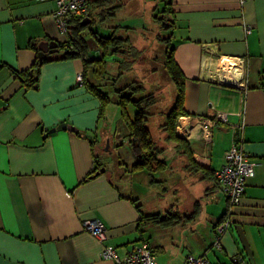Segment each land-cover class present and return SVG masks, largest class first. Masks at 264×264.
<instances>
[{
    "label": "crops",
    "instance_id": "0c3cea01",
    "mask_svg": "<svg viewBox=\"0 0 264 264\" xmlns=\"http://www.w3.org/2000/svg\"><path fill=\"white\" fill-rule=\"evenodd\" d=\"M240 1L171 0L189 115L178 120L179 140L165 132L157 144L164 164L152 182L145 170H132L140 157L129 130L126 162L96 169L98 129L112 103L100 118L99 99L77 81L80 59L45 64L37 89H25L16 76L45 43L67 40L55 3L0 0V264H114L102 258L104 246L124 257L142 241L156 264H184L189 255L264 264V0ZM239 60L248 68L246 90L229 80ZM218 113L228 122L216 120ZM61 122L78 131L49 133ZM238 141L256 173L232 209L221 248H214L216 223L229 205L216 172ZM155 213L174 214L176 223H140L141 214ZM94 220L106 231L103 241L84 229Z\"/></svg>",
    "mask_w": 264,
    "mask_h": 264
},
{
    "label": "trees",
    "instance_id": "16d2710c",
    "mask_svg": "<svg viewBox=\"0 0 264 264\" xmlns=\"http://www.w3.org/2000/svg\"><path fill=\"white\" fill-rule=\"evenodd\" d=\"M99 0H91V2H97ZM103 1V0H100ZM113 1L114 5L111 9H105V13L100 16L99 22H103L104 15L107 13L108 18L114 15L115 11L122 6L121 0H106ZM90 2V3H91ZM105 2V1H104ZM104 2L96 5V8H103ZM159 13L165 14L164 16H154V21L164 30L170 29V34L166 37L159 35L160 41L165 44V59L164 68L168 73L169 78L176 86V100L169 110L165 114V121L161 124V128L167 133V139L179 140L177 134L178 120L182 116H187L189 113L184 109V97H185V80L182 70L178 66L174 58L175 48L173 46L174 30L176 23L174 19V11L172 9L171 0L166 1V8L161 10ZM87 20H90L88 24H85ZM94 20L91 14L85 17L70 16L67 20V40L65 42H58V51L54 54L46 57H40L38 55L32 64V66L24 71H15L16 76L22 81L25 89H37L39 86L41 69L42 67L50 62L64 61V60H75L80 59L83 63V84H85L88 90L94 94L100 101V118H104L107 107L114 101L121 109V117L129 130V139L132 143L136 155L140 157V160L132 166V170H145L150 178L159 169L161 163L158 156L162 152L156 141L154 140L151 130L148 126L150 116L153 115L151 112L152 107L157 103V98L154 93L145 94L139 98L136 94L141 93L143 87L135 85V82L126 84L119 89H113L114 92L119 93L117 99L114 100L108 92H104L100 87L102 85L94 84L90 81V76L100 81L106 74V68L108 65L107 56L112 58H118L120 68L126 71H131L132 65L139 57L142 52L136 46H132L128 38H123L115 32L110 36L100 35L97 31L90 30L91 35L95 39L98 47L103 50V55L95 58L94 55L90 54L88 44L84 39L83 33L89 29L93 24ZM127 46V48H126ZM134 57V60L132 59ZM91 74H90V72ZM123 71L119 70L118 79L114 80V86L117 81L123 76ZM108 85V84H105ZM140 88V89H139ZM145 88V87H144ZM134 105L137 111L132 118L128 112V106ZM97 164V161H96ZM102 164L96 166V169H100ZM96 169L92 171V174L96 172ZM153 177L151 178L152 181ZM217 179V178H216ZM156 181V180H155ZM218 181V179H217ZM154 182V181H152ZM139 208V206H137ZM228 210H226L223 216L216 223L217 225L225 219ZM176 215L174 214H141L140 223L146 224H157L161 226H167L175 224ZM216 225V227H217ZM215 227V229H216ZM231 264H240L239 262L232 261Z\"/></svg>",
    "mask_w": 264,
    "mask_h": 264
},
{
    "label": "rangeland",
    "instance_id": "374dc122",
    "mask_svg": "<svg viewBox=\"0 0 264 264\" xmlns=\"http://www.w3.org/2000/svg\"><path fill=\"white\" fill-rule=\"evenodd\" d=\"M166 1L121 0L122 6L110 18H108L106 13L103 22H99L100 16L105 13V9L106 11L111 9L114 2L106 0H99L96 3L91 2L89 5V14H91L95 22L83 33L84 39L88 44L89 52L92 55L98 52L101 56L103 55V50L98 47L90 30L97 31L103 36H110L113 31V26H120L115 34L123 38H128L132 46H136L142 51L139 57H136L130 72L126 71L127 69L125 70V68L124 70L120 68V63L117 62L119 60L118 58L107 56L108 65L106 74L98 83L102 85L100 88L104 92H108L114 100L117 99L119 93L114 92L113 89H119L132 82H135L137 86L143 87L141 88V93L136 94L137 98L145 94L154 93L157 98V103L151 109L153 115L150 116L148 126L154 140L160 146L164 143L163 135H165L161 124L163 123L165 114L173 106L177 95L176 86L164 68L166 47L159 39V35L166 37L171 31L170 29L164 30L154 21V16L165 15L159 12L166 8ZM103 2V8L95 7ZM132 59L134 60V57ZM119 70H122L124 75L121 76L116 86H114L113 83L115 82L114 80L118 79ZM127 109L133 118L137 111L136 107L129 105ZM120 111V106L116 105L113 101L108 108L107 118L102 119L98 129L97 152L100 156L99 163L102 166L106 164L110 169L117 168L116 163L126 162L127 157L131 153L129 150L131 148H127L128 152L126 150V135L128 129L121 118ZM105 139H110L112 142L109 144ZM214 248L217 247L214 246ZM210 259L216 261L213 255H210Z\"/></svg>",
    "mask_w": 264,
    "mask_h": 264
},
{
    "label": "built area",
    "instance_id": "2783aa9c",
    "mask_svg": "<svg viewBox=\"0 0 264 264\" xmlns=\"http://www.w3.org/2000/svg\"><path fill=\"white\" fill-rule=\"evenodd\" d=\"M52 1L56 5L54 17L60 27V30L67 34V20L70 16L85 17L89 14V5L91 0H42ZM243 3V0L240 1ZM247 33H251V27L246 28ZM239 64L233 66V76L229 78L230 83L247 89L248 68L241 60ZM228 67V65H227ZM78 83H83V73L77 76ZM226 81V77H224ZM227 123L228 117L224 113H218L216 120ZM207 138L211 137V130L205 126ZM257 163L243 149L242 142H233L231 147L224 155V164L222 168L216 172L219 187L222 193L228 200V213L225 219L219 223L215 229L214 246L221 248V238L227 232L232 224V209L240 203L245 189L246 181L255 176ZM84 229L95 236L99 241L106 239V231L100 221H85ZM101 256L104 259L113 261L114 264H156V259L149 244L142 241L133 246V248L124 256L117 254L116 250L111 247L104 246L101 251ZM240 264H246L244 260H235ZM184 264H214L204 256L189 255Z\"/></svg>",
    "mask_w": 264,
    "mask_h": 264
},
{
    "label": "water",
    "instance_id": "95a60500",
    "mask_svg": "<svg viewBox=\"0 0 264 264\" xmlns=\"http://www.w3.org/2000/svg\"><path fill=\"white\" fill-rule=\"evenodd\" d=\"M90 20H87L85 24H88ZM40 57H46L48 55L54 54L58 51V42L57 41H51L48 43H45V45L40 47ZM56 130H69L71 132H77L78 129L72 125L67 124L66 122H61L56 128H53L49 131V133H53ZM105 169H102L103 172Z\"/></svg>",
    "mask_w": 264,
    "mask_h": 264
}]
</instances>
